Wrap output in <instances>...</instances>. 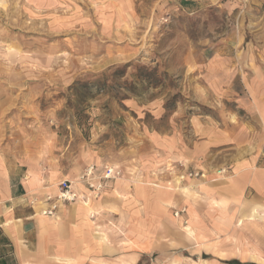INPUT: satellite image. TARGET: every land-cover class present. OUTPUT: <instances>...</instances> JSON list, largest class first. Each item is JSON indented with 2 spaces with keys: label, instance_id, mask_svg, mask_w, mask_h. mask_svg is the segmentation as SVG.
<instances>
[{
  "label": "rangeland",
  "instance_id": "obj_1",
  "mask_svg": "<svg viewBox=\"0 0 264 264\" xmlns=\"http://www.w3.org/2000/svg\"><path fill=\"white\" fill-rule=\"evenodd\" d=\"M247 47L264 49V0H0L1 146L174 187L175 163L196 168L181 149L200 140L194 121L237 106L202 103L201 65Z\"/></svg>",
  "mask_w": 264,
  "mask_h": 264
},
{
  "label": "crops",
  "instance_id": "obj_2",
  "mask_svg": "<svg viewBox=\"0 0 264 264\" xmlns=\"http://www.w3.org/2000/svg\"><path fill=\"white\" fill-rule=\"evenodd\" d=\"M247 50L248 59L219 55L200 68L202 103L237 105L200 116V140L181 145L187 162L205 161L195 163L204 180L173 175L169 188L121 165L122 178L93 198L75 181L83 168L0 143V264H264V49ZM228 147L238 153L226 165L214 154ZM63 180L88 201L47 216Z\"/></svg>",
  "mask_w": 264,
  "mask_h": 264
},
{
  "label": "built area",
  "instance_id": "obj_3",
  "mask_svg": "<svg viewBox=\"0 0 264 264\" xmlns=\"http://www.w3.org/2000/svg\"><path fill=\"white\" fill-rule=\"evenodd\" d=\"M174 169H180L178 177L183 179H206L207 174L203 169L194 168L192 165L185 163L184 161H178L174 164ZM97 167L95 165L88 166L83 174L80 176V183L84 184L89 191V197L99 198L104 192V182L109 180H117L122 178V171L120 168L112 165H106L102 168L100 174H97ZM73 182L70 180H64L58 185V194L54 196H47L46 201L51 203V207L44 214L47 216H53L59 209L61 204L74 203L78 199L88 201L85 196L74 191ZM180 212H176V216L179 217Z\"/></svg>",
  "mask_w": 264,
  "mask_h": 264
},
{
  "label": "trees",
  "instance_id": "obj_4",
  "mask_svg": "<svg viewBox=\"0 0 264 264\" xmlns=\"http://www.w3.org/2000/svg\"><path fill=\"white\" fill-rule=\"evenodd\" d=\"M128 67H129V65H125L121 69L126 70V68H128ZM230 264H241V263L239 261H232V262H230Z\"/></svg>",
  "mask_w": 264,
  "mask_h": 264
},
{
  "label": "bare ground",
  "instance_id": "obj_5",
  "mask_svg": "<svg viewBox=\"0 0 264 264\" xmlns=\"http://www.w3.org/2000/svg\"><path fill=\"white\" fill-rule=\"evenodd\" d=\"M79 183V182H78ZM74 185H75V182H74ZM263 237V236H262ZM253 246V245H252ZM248 250V249H247ZM257 250H258V248H257ZM256 252V251H255ZM264 253V252H263ZM251 255V254H250ZM255 255V254H254ZM263 255V254H262ZM260 257V256H259ZM252 258V257H251Z\"/></svg>",
  "mask_w": 264,
  "mask_h": 264
}]
</instances>
